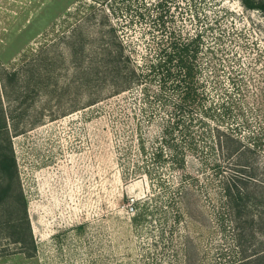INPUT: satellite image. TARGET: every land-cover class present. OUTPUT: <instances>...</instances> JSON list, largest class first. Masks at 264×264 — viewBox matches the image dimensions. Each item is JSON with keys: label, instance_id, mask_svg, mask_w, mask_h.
<instances>
[{"label": "rangeland", "instance_id": "1", "mask_svg": "<svg viewBox=\"0 0 264 264\" xmlns=\"http://www.w3.org/2000/svg\"><path fill=\"white\" fill-rule=\"evenodd\" d=\"M185 44L197 115L237 137L243 159L264 170L258 10L240 0H0V109L19 184L0 205V264H236L231 230L215 218L221 191L209 158L187 157L193 186L175 219L136 162L159 120L141 89L152 95L159 82L113 96L106 68L115 48L142 66L165 64Z\"/></svg>", "mask_w": 264, "mask_h": 264}, {"label": "trees", "instance_id": "2", "mask_svg": "<svg viewBox=\"0 0 264 264\" xmlns=\"http://www.w3.org/2000/svg\"><path fill=\"white\" fill-rule=\"evenodd\" d=\"M240 2L246 9L258 10L264 15V0ZM112 52H109L111 58L106 68L113 96L130 91L132 87L142 88L148 81L151 82L149 77L159 82L160 91L152 92V95L148 94L147 89H141V100L149 104L150 110L156 106L154 111H158L159 120L150 146L146 147L139 141L141 139L138 140L140 147L136 162L144 164L146 176L150 180H157V185L167 193V206L176 209L173 218L179 217L178 203L186 188L193 186L191 176L185 172L187 157H197L201 163L209 158L211 176L216 178L221 191V212L215 218L221 226L231 230L236 264H264V170L259 171L252 161L243 159L247 147H243L237 137L219 127L208 126L197 115L199 98L191 55L194 49L191 50L188 44L183 48L173 47L165 64L156 62L142 66L131 63L128 57L122 59L120 47ZM175 54L178 55L176 64H172ZM182 55L185 56L184 60ZM186 57L191 61H187ZM172 68L174 71L171 72ZM15 75L14 71L12 76ZM170 78L172 84L164 86ZM150 116H155V113ZM7 117L10 116L3 113L1 108L0 205L11 198L13 187H17V191L19 187L16 162L8 140ZM196 126L201 130L195 129ZM227 170L230 172L227 173ZM159 171L161 174L163 171L175 172L178 180L174 184L169 183L163 176L158 177ZM142 217L143 213H138L133 220L140 221ZM14 240L23 246L22 239L16 237Z\"/></svg>", "mask_w": 264, "mask_h": 264}]
</instances>
